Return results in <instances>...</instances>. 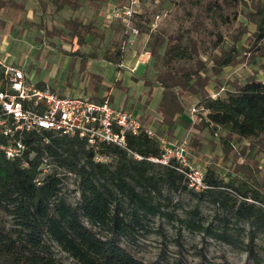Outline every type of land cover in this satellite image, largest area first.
<instances>
[{
    "label": "trees",
    "instance_id": "obj_1",
    "mask_svg": "<svg viewBox=\"0 0 264 264\" xmlns=\"http://www.w3.org/2000/svg\"><path fill=\"white\" fill-rule=\"evenodd\" d=\"M110 1L120 5L125 0H85V4L101 7V3ZM38 4L45 17L48 5L52 7L50 13L67 7L74 14L84 2L39 0ZM2 5L21 6L15 0H0ZM245 13L246 21L254 25V43L264 59V0L254 1ZM136 16L142 14H135V24L144 31ZM63 26L65 32L56 28L52 36L68 43L70 49L65 51L79 58L81 65L85 66L90 59H101L119 68L122 59L119 43L106 48L101 55L82 49L88 36L103 38L102 34H97L93 22L72 15L64 19ZM153 29L150 25V50L147 49L150 56L163 47L160 54L163 68L155 72L153 78L160 89L157 112L161 129L158 133L175 137V122L186 112L181 99L190 96L196 99L201 111L197 112L196 122L189 115V121L184 122L186 131L189 127L197 128L202 137H206V132L211 136L217 135L218 130L224 131L217 136L227 147H230V138L235 142L254 139L264 143L263 81L251 75L224 96L211 98L206 92L210 77L234 64L238 47L233 44L223 49L210 65L197 58L192 66L170 67L173 59H191L193 54L197 55L196 43L193 39L186 44L164 43L161 33H153ZM2 76L0 65V78ZM38 84L44 85L41 81ZM92 99L100 100L99 97ZM45 135L47 141L43 138ZM23 139L27 147L21 158L8 159L0 150V209L12 218L9 228L0 223V264H65L56 257L53 247L71 257L72 264H165L164 254L144 259L136 256L134 250L141 244V236L154 231L147 221L157 215L177 221L178 225L174 226L177 243L182 229H187L201 234L202 240L210 236L242 250L247 254L242 264H264V256L259 254L256 244L257 237L264 235V192L254 186L248 171L239 168L238 163L227 173L226 179L215 168L207 167L204 169L207 188L196 191L187 185L186 177L174 160L170 165H162L145 158L160 155V149L157 141L144 133L127 135L126 146L130 152L107 143L87 147L84 140L76 136L45 131L29 132ZM2 141L4 137L0 134ZM254 149L258 150L257 145L249 147V150ZM96 154L109 158L99 162L94 160ZM133 154L142 157L136 159ZM43 158L48 159L50 169L38 184L35 179L40 175ZM67 173L74 176L72 200L62 190ZM163 191L190 192L199 200L208 199L216 206L213 219L218 223L205 219L196 206L180 216L175 210L177 203L172 204ZM170 205L172 209L168 210ZM219 211L231 216L220 215ZM232 218L235 225H229ZM155 230L166 237L161 229ZM196 252L202 256L199 264H212L201 248ZM174 262L185 264L182 255Z\"/></svg>",
    "mask_w": 264,
    "mask_h": 264
},
{
    "label": "rangeland",
    "instance_id": "obj_2",
    "mask_svg": "<svg viewBox=\"0 0 264 264\" xmlns=\"http://www.w3.org/2000/svg\"><path fill=\"white\" fill-rule=\"evenodd\" d=\"M15 1L21 6H0V57L4 62H13L25 71L31 81L39 78L44 85L64 95L100 97L112 87L111 103L132 112L155 131H160V116L157 112L160 89L153 78L155 72L163 68L160 59L162 46L157 50V54H151L148 58L149 65L145 67L143 64L139 71H136V78L131 77L126 82L122 69L101 59L94 60V66H90L88 70L86 66L80 64L79 58H73L65 51L70 49L68 43L57 41V37L52 36V31L56 28H62L65 32L64 19L72 15L77 16L79 10L73 14L65 7L57 13L49 12L42 17L43 12L39 9V4L31 0ZM254 1L256 0H139V13L142 16H136V20L144 31L138 30L135 42L126 49V53L130 55L126 57L125 53L126 60H135L138 54L147 49L150 50L151 37L148 31L151 25V29L154 28L153 33H161L164 43L186 44L192 39L196 43L197 55L193 54L191 59H173L169 63L170 67L192 66L197 58L210 65L211 61L223 52V49L233 44L238 47L239 53L234 64L222 69L219 75L210 77L206 87L208 93L215 92L222 86L224 89L220 91L219 96H224L227 91L235 89L251 75L264 81V59L259 56V49H256L257 46L254 43V25L246 21L245 12H248ZM83 2L80 9L81 19L85 18L86 22L96 23L92 17L98 16L94 18L100 20L97 22L99 25L96 26L97 34H102L103 38L98 35L88 36L87 44L82 49L94 50L101 55L106 48L120 42V27L108 23L107 2L101 3V7L85 4V0ZM85 9L95 14L83 13ZM50 10L52 7L49 8ZM156 14L160 15L158 20L154 18ZM3 34L5 36L2 39ZM93 73L99 74L100 82L95 81L96 76ZM122 75L124 80L121 81ZM145 80H149V83ZM181 100L186 106V112L181 115V120L175 122V137H167L179 140L183 137L187 138V160L203 171L207 167L215 168L225 179L227 173L232 171L238 163L239 168L248 171L254 186L264 192V143L262 140L245 139L235 142L234 138H230V147H227L217 136L224 131L218 130L217 135L210 136L205 130L206 137H202L201 131L197 128L189 127L186 131L184 122L189 121L188 109L196 105V99L183 96ZM193 118L192 121L196 122L198 115L196 114ZM253 144L257 145V151L249 150ZM63 184V193L72 200L71 188H74V176L67 173L63 178ZM162 194L168 196L172 204L177 203L175 210L180 216L185 215L186 210L196 206L205 219L214 220L213 216L217 209L208 199L199 200L190 192L163 191ZM167 209H172V206H168ZM219 212H221L220 215L231 216L229 213ZM214 222L217 224L218 220ZM0 223L6 228L12 225L11 216L7 215L2 208ZM147 224L154 231L140 237L141 244L134 249L138 257L154 259L159 254H164L167 261L165 264H177L174 260L178 255H182V261L185 264H199L202 256L196 252V249L201 248L212 264H223V262L242 264L247 259V254L242 250L216 241L210 236L202 240L201 234L187 229H182L179 243L175 242L174 238L177 234L174 226L178 223L164 216H153ZM229 225H235L233 218L230 219ZM244 227L247 226L244 225ZM157 228L165 233V238L158 230H155ZM256 244L257 251L264 256L263 234L257 237ZM53 249L56 257L63 263H73L71 257L58 247Z\"/></svg>",
    "mask_w": 264,
    "mask_h": 264
},
{
    "label": "built area",
    "instance_id": "obj_3",
    "mask_svg": "<svg viewBox=\"0 0 264 264\" xmlns=\"http://www.w3.org/2000/svg\"><path fill=\"white\" fill-rule=\"evenodd\" d=\"M138 2L139 0H125L120 5L112 4L106 17L121 25L119 46L122 59L118 66L120 69L127 68L130 72H134L141 62L150 57L149 51L145 50L138 54L131 66L123 61L126 49L135 42L139 33L135 24V14L140 12ZM154 18L158 20L160 15L156 14ZM0 65L3 68V76L0 78V134L4 137V141L0 142V150L6 158L14 160L22 157L27 147L23 137L29 132L41 134L45 131L53 135L76 136L84 140L87 147L107 143L126 150L127 135L144 133L155 139L160 149V155L145 157L147 160L162 165H170L171 160H174L178 165L177 169L186 177L189 187L196 191L207 188L204 171L187 160V138H168L132 112L111 103L112 87L97 101L80 95H64L26 78L23 69L13 62H4L0 58ZM223 89L221 86L217 91L209 92V96L218 97ZM199 110L200 106H190L188 114L192 120ZM43 138L48 140L46 135ZM133 155L136 159L142 157ZM108 158V155L102 154L94 156V160L99 162L107 161ZM47 161V158H43L40 164V175L35 179L38 184L43 174L50 169Z\"/></svg>",
    "mask_w": 264,
    "mask_h": 264
},
{
    "label": "crops",
    "instance_id": "obj_4",
    "mask_svg": "<svg viewBox=\"0 0 264 264\" xmlns=\"http://www.w3.org/2000/svg\"><path fill=\"white\" fill-rule=\"evenodd\" d=\"M32 2H35V4H38V2H39V0H31ZM46 1H48V0H46ZM107 4H108V9L107 10H109V8H110V6L112 5V4H116V2H114V1H110V2H107ZM48 9H47V13H49L50 11H49V8H50V6L48 5V7H47ZM87 8V7H86ZM81 9V8H80ZM80 9H79V11H78V17H80V18H82V16H81V12H80ZM85 12H88L87 14H95V13H93V11H86V9H85V11L83 10V13H85ZM82 13V14H83ZM75 14V13H74ZM54 18H56V16H53ZM94 18H98V16H93L92 17V19L94 20V21H96V23L95 22H93L96 26H98L99 24L97 23L98 21H100V20H97V19H94ZM85 18H83V21H85L84 20ZM86 22V21H85ZM108 23H113V24H115L116 26H119L120 27V34H119V37L121 36V25L118 23V21H116V20H114V21H110V20H108ZM4 36H5V34H3L2 35V39L4 38ZM126 53V52H125ZM127 56H130L129 54H128V52L126 53V57ZM126 57H125V54H124V56H123V61L125 62V64L126 65H128V66H131L132 64H133V62H134V59H131L132 61H127L126 60ZM1 58V57H0ZM94 60H98V59H90V60H88L87 61V63L85 64V68H88V70H89V68H90V66H94L93 64H94ZM143 64H145V67H147L148 65H149V61H148V59H147V61H144V62H141L140 63V65H139V67H138V69L137 70H135L134 72H130L127 68L125 69V68H122V70H121V72L122 73H124L125 74V77H126V82H127V80H129L131 77H135L136 78V76H135V73H136V71L138 72L139 71V69H140V67L143 65ZM120 71V70H119ZM24 73H25V71H24ZM94 74V73H93ZM97 73H95L94 75L96 76V79H95V81L96 82H100V79H98V76H99V74L98 75H96ZM117 74H118V71H117ZM25 75H26V73H25ZM31 77V76H30ZM117 77V76H116ZM26 78H28V79H30L31 80V78H29V76H27L26 75ZM122 80H124V77H123V75H122V78H121V81ZM39 81H41L39 78H36V80H35V82H39ZM264 82V81H263ZM52 88V87H51ZM108 89H110V88H108ZM55 90V89H54ZM61 94V93H60ZM103 97V95L102 96H100L99 98L101 99ZM87 98H90V99H92V98H96V97H87ZM93 100V99H92ZM142 120V119H141ZM143 121V120H142ZM144 122V121H143ZM146 123V122H145Z\"/></svg>",
    "mask_w": 264,
    "mask_h": 264
}]
</instances>
